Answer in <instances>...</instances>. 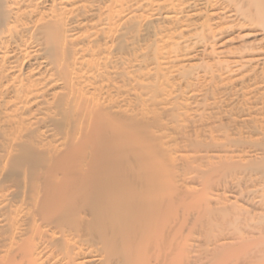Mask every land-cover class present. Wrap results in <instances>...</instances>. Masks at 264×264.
Returning <instances> with one entry per match:
<instances>
[{
    "label": "bare ground",
    "instance_id": "1",
    "mask_svg": "<svg viewBox=\"0 0 264 264\" xmlns=\"http://www.w3.org/2000/svg\"><path fill=\"white\" fill-rule=\"evenodd\" d=\"M0 264H264V0H0Z\"/></svg>",
    "mask_w": 264,
    "mask_h": 264
}]
</instances>
